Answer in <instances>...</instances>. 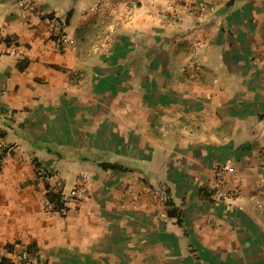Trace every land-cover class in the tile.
<instances>
[{
    "label": "crops",
    "instance_id": "obj_1",
    "mask_svg": "<svg viewBox=\"0 0 264 264\" xmlns=\"http://www.w3.org/2000/svg\"><path fill=\"white\" fill-rule=\"evenodd\" d=\"M27 2L0 0V264H264V0Z\"/></svg>",
    "mask_w": 264,
    "mask_h": 264
},
{
    "label": "built area",
    "instance_id": "obj_2",
    "mask_svg": "<svg viewBox=\"0 0 264 264\" xmlns=\"http://www.w3.org/2000/svg\"><path fill=\"white\" fill-rule=\"evenodd\" d=\"M31 4H32V0L29 3L27 2L26 6L29 7ZM61 29H62V26H61ZM61 36H62V42H66L67 39H66V36L64 35V33H62ZM1 55H2V53H0V57H1ZM40 174H41V178L47 182H52L53 180H56L57 178H60V180L63 178L61 175L49 171L45 166L40 167ZM87 193H88L87 186L85 184L77 182L68 191H64V190L58 191L57 196L59 197V199L62 203H65L70 199L82 200L87 195ZM156 193L162 194L165 200H167L169 198L168 193L163 192L160 188H156ZM46 204L50 209H54L56 206V201H53L52 199H48L46 201ZM27 260H28V252H26V251L20 253L16 257L17 263L27 262Z\"/></svg>",
    "mask_w": 264,
    "mask_h": 264
},
{
    "label": "trees",
    "instance_id": "obj_3",
    "mask_svg": "<svg viewBox=\"0 0 264 264\" xmlns=\"http://www.w3.org/2000/svg\"><path fill=\"white\" fill-rule=\"evenodd\" d=\"M53 195H54V197H55V194H54V193H53ZM52 197H53V196H52ZM54 197H53V198H54Z\"/></svg>",
    "mask_w": 264,
    "mask_h": 264
}]
</instances>
